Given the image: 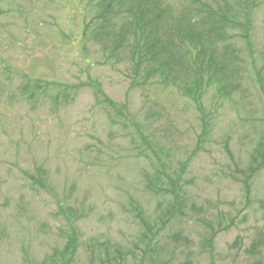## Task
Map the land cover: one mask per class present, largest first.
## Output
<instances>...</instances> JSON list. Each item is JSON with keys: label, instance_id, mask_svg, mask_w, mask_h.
<instances>
[{"label": "rangeland", "instance_id": "374dc122", "mask_svg": "<svg viewBox=\"0 0 264 264\" xmlns=\"http://www.w3.org/2000/svg\"><path fill=\"white\" fill-rule=\"evenodd\" d=\"M256 1L229 30L240 89L211 85L197 104L107 57L98 0H0V264H264Z\"/></svg>", "mask_w": 264, "mask_h": 264}, {"label": "trees", "instance_id": "16d2710c", "mask_svg": "<svg viewBox=\"0 0 264 264\" xmlns=\"http://www.w3.org/2000/svg\"><path fill=\"white\" fill-rule=\"evenodd\" d=\"M242 1L245 11L229 0H189L178 10L168 0H98L92 35L108 58L130 61L136 76L142 73L144 81L160 78L164 84L177 85L183 95L201 104L211 85L224 97L241 87L242 58L230 41L229 30L246 29L248 14L257 4L256 0L238 3ZM244 12L246 21L240 22ZM90 26L86 24V29ZM252 158L256 162L257 157ZM261 165L249 167L255 171ZM160 174L166 176L157 170L149 189L160 185ZM160 190L177 199L172 189ZM75 239L71 237L65 254L75 249Z\"/></svg>", "mask_w": 264, "mask_h": 264}]
</instances>
